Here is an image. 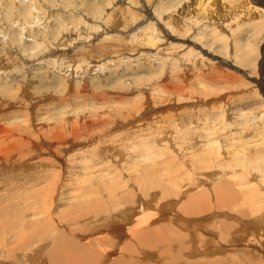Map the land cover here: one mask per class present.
I'll list each match as a JSON object with an SVG mask.
<instances>
[{
  "label": "rangeland",
  "instance_id": "1",
  "mask_svg": "<svg viewBox=\"0 0 264 264\" xmlns=\"http://www.w3.org/2000/svg\"><path fill=\"white\" fill-rule=\"evenodd\" d=\"M200 2L0 0V264L124 209L164 256L264 264V0Z\"/></svg>",
  "mask_w": 264,
  "mask_h": 264
},
{
  "label": "bare ground",
  "instance_id": "2",
  "mask_svg": "<svg viewBox=\"0 0 264 264\" xmlns=\"http://www.w3.org/2000/svg\"><path fill=\"white\" fill-rule=\"evenodd\" d=\"M201 2H202V0H201ZM96 153H97V151H96ZM128 202H129V200H128ZM103 206L104 205L100 204L99 207H98L99 210H95L94 212H100V211L103 212ZM146 207L147 206H145V209H146ZM89 208L90 207H88V209ZM87 211L82 213L81 216L78 218V220L80 222L81 219H85V218H89L90 219L91 218L94 222L97 223L96 227H94L92 229L93 231L90 230L89 231L90 233H84V231L83 230H79V228H77L78 229L77 231L69 230L70 231L69 234H73L75 236V239H73V240H71V238H69L67 236V233H66V235H64L63 233H60L59 237L57 236V239L53 238L54 241L52 239V246H51L52 250L50 249V251L48 253V256L45 259H42L45 256V251L42 252L43 250L42 251L39 250V251H37L35 253V259H33V263H31V264H36L34 261H37L38 264H146V263H144L142 261H139L138 259L133 258L134 256L139 254L137 252V250H140L141 251L140 254L141 255H145V257L152 256V257L158 258L157 259L158 260L157 263L161 262V263L167 264L163 260L166 257L171 255L169 253L171 251L166 250V252H168L169 254L164 256L165 252L162 253V252H160L158 250H155L156 248H154L149 243V238H150L151 234L153 233L152 230L149 228V224L153 223L154 221L152 220V217H150L147 213H144V215L139 216L138 218H136V220H134L132 222L130 220H126V218L130 219V217H131V216L128 215V211H126V209H124L123 211H119V214H123L122 218L126 222L123 221L124 223L121 224L122 226H120V227H113V228L109 229L108 231L106 229L105 231L107 232V235H108L107 236V235H103V233H105V231L101 230V227L107 225L108 223L110 225V223L114 222V218L111 221H109L108 223L101 224L100 216L103 215V214L100 213L98 216L96 215L97 216L96 217L95 215H92V214L89 213V211L88 212ZM204 211H205V209H204ZM94 212H92V213L95 214ZM191 212H192V210H191ZM194 212H196V214L199 213L198 211H194ZM129 213H130V211H129ZM92 220L90 222H93ZM50 223H49V225H51ZM71 225H75V224L72 223ZM59 226H61V224ZM87 227L88 226H85L84 228L88 229ZM98 228H100V230H98ZM59 229H60V227H59ZM62 229H63V227H62ZM39 230H41V229H39ZM43 232H45V229H44ZM39 235H41V233ZM116 235L119 236L118 239H117V242L114 241V239L116 240V238L112 237V236H116ZM105 237H107V239H105ZM46 238H49V237H46L44 235L39 236V241L37 242L38 246L43 245V244L39 245V242L40 241H44L45 242ZM124 238H128L129 241L128 240L125 241ZM49 239H51V238H49ZM114 244L115 245L124 244L121 247H119L118 252H117V253H120V254L122 253L123 255H122V257H120L117 260L113 261L114 263H111V261L113 259H111L110 263H108L107 262V258H111L113 256L111 253L117 251V250L113 249L114 247H116V246H114ZM60 245H61V247H60ZM111 246H114V247H111ZM27 247H28V245H27ZM184 247H183V245L181 247L180 244H179V249H181V251H183V252L186 251ZM40 249H42V248H40ZM111 249H113V250H111ZM167 249H169V248H167ZM108 250H110V251H108ZM150 250H154L155 253L151 254V252H149ZM176 256H178L177 259H182L179 264H198L197 262H194L193 260L191 262L188 261V259H185V257H183V256L181 257L180 254H178V255L175 254L172 258L170 256V258H171V260H173V262L175 260H177ZM126 257H129V258H126ZM105 259H106V261H105ZM147 259H149V258H147ZM167 260H168V264H174L168 258H167ZM155 263H156V261H155ZM177 263L178 262H176V264ZM28 264H30V263H28ZM149 264H153V263L150 262Z\"/></svg>",
  "mask_w": 264,
  "mask_h": 264
}]
</instances>
